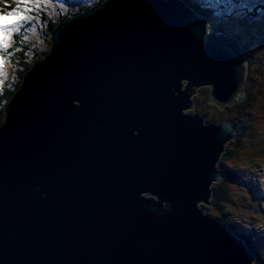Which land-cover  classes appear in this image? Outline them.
Returning <instances> with one entry per match:
<instances>
[{
    "label": "water",
    "instance_id": "obj_1",
    "mask_svg": "<svg viewBox=\"0 0 264 264\" xmlns=\"http://www.w3.org/2000/svg\"><path fill=\"white\" fill-rule=\"evenodd\" d=\"M191 12L105 0L58 21L3 111L0 264H252L195 207L232 129L186 113L198 87L230 105L247 62Z\"/></svg>",
    "mask_w": 264,
    "mask_h": 264
},
{
    "label": "rangeland",
    "instance_id": "obj_2",
    "mask_svg": "<svg viewBox=\"0 0 264 264\" xmlns=\"http://www.w3.org/2000/svg\"><path fill=\"white\" fill-rule=\"evenodd\" d=\"M100 1L50 0L47 7H44L40 11H34L31 14L32 19L26 23H22L20 32L13 34L11 43L6 50L9 54L4 66V71L7 75L6 77H0L3 80V83H0V98L4 95V86L6 88H9V86L10 88H17L15 82L20 79L18 71L23 66L21 67L16 61L11 60L12 51L14 53V48H16V42L17 51L21 47L24 54L28 52L35 55L41 53V57H33V59H42V55H46L51 47L49 38L50 33L55 28L52 27L54 21L56 22L59 16L62 17L76 13L81 8V5L88 4L87 7L89 8L97 5ZM177 1L181 2L180 0ZM192 2L198 3L197 7L203 9L204 14H197L189 6H187V9L192 11L193 16L207 24L210 29L209 33H213L217 37L235 38L239 46L245 48V50H242L246 56V74L249 76V80L245 83L243 82L242 91L238 92L233 102L222 109H218L210 103V87L195 88L193 90L194 93L190 97L192 106L186 113L188 115L196 113L195 115L201 118L204 125L211 124L212 122L217 124L227 123L232 129L233 139L229 138L222 145L223 148L220 156L222 157L227 151H235L236 157L234 158V162H230L231 167H238L235 164L245 165L248 169H255L254 174L257 177H261L263 174L258 175V173L264 171V43H261L259 38L262 37V31L264 30V0H192ZM206 3L211 4L212 10H209L205 6ZM12 6H14V3ZM213 12L216 14H213ZM51 28L53 29L51 30ZM248 37L251 39H248ZM42 45L44 49H42ZM0 55H4V53L0 52ZM33 59L31 57L29 60L33 61ZM29 71L30 68L23 76ZM244 100L249 101L247 109H245V115L242 114L240 118H236L234 107L237 103ZM205 113L220 119L214 122ZM3 116L4 114L2 115V120ZM230 118L235 120L239 125L238 127H240V140L238 135H236L235 129H233L234 127L231 125ZM256 151L259 153L257 154ZM240 170L242 171V175H244L246 170L243 168H240ZM218 182H214V184ZM228 189L231 197H226L219 207L213 204L212 199L209 200L208 204L197 202L195 207L206 217L211 216L213 218L225 215L230 222L238 227V231L240 225L245 228L246 225L251 224L252 220L264 223V215H261L257 211L258 207L264 205L263 189L255 188L248 177L245 176L241 177L239 183L230 184ZM143 196L157 201L155 196L148 193L143 194ZM261 208L264 210L263 207ZM251 215L255 216L252 218ZM262 226L260 225L261 228ZM261 228L256 231H244L243 234L250 235L256 248L264 251V233H262ZM252 263L256 264V262Z\"/></svg>",
    "mask_w": 264,
    "mask_h": 264
},
{
    "label": "trees",
    "instance_id": "obj_3",
    "mask_svg": "<svg viewBox=\"0 0 264 264\" xmlns=\"http://www.w3.org/2000/svg\"><path fill=\"white\" fill-rule=\"evenodd\" d=\"M103 1H105V0H101L99 3L103 2ZM180 1H182L184 4H186L187 6L192 8V10L196 11L197 14H204V10L201 9L200 7H197L198 3L192 2V0H180ZM87 6H88V4L84 5L83 8H79L78 12H76L74 14H78L79 11H82L83 9L88 8ZM68 12H70V11H68ZM70 15H72V14H70ZM65 16H68V15H64L62 17H65ZM62 17L59 16L57 21L56 22L54 21V23L52 24L53 28L58 24L59 19H61ZM53 28H51V30ZM262 32H263V34H262V37L259 38V41L261 43H264V30ZM248 39H251V38L248 37ZM15 44H16L15 45L16 48H14V53L12 51L11 60L16 61V63H18L19 66L21 65V67L23 66V68L19 69L20 71H18L19 72L18 76H19L20 79L17 82H15V85H17V88H14V87L10 88V86H9V88H6V86H4V88H5L4 89L5 90L4 91V95L2 96V98H0V125L3 122L2 115H3L4 108H5L6 104L10 101L9 100L10 97H12V95L15 93V91H17L18 88L20 87V83H21V79L23 77V74L29 68L32 67L33 61L35 60V59H33V57H41V53L37 54V55L30 54L29 52L24 54V51H23V49L20 46L19 47L21 48V50L19 48L18 51H17V42ZM42 49H44V46L42 47ZM242 49L245 50V48H242ZM29 50H31V49L29 48ZM36 53H38V52H36ZM243 54L245 56V53H243ZM44 55H42V56H44ZM31 57H32L33 61L29 60ZM245 58H246V56H245ZM248 80H249V76L247 75V77L245 78V82H247ZM248 104H249V101H245L244 100V101H242L240 103H237L235 105L234 108H235L236 118H240L242 114L245 115V112H246L245 109H247ZM205 115L209 116L211 118V120L214 121V122H216L217 119H220V118H216L215 116H210L207 113H205ZM230 119H231V122H232L231 125L234 127L233 129H235L236 135H238V138L240 140V138H241V135H240V132H239L240 127H238L239 125L236 123L235 120H233L232 118H230ZM208 120H210V119H208ZM236 139H237V137H236ZM256 153L258 154L259 152L256 151ZM256 153H255V155H256ZM235 154H236L235 151H227L219 159V161L217 163V168L216 169L219 170V172L221 173L222 179H221L220 182H218L216 184H212V186L210 187V194H211L210 200L212 199L213 200V204L215 206H217V207H219L225 201L226 197H231L230 193H229V189H228V186L230 184L239 183L240 180H241V177H244V176L245 177H249L248 176V171L251 172V173H255L254 172L255 169H252V168L248 169V167H246L245 165H244L245 166L244 167V166L235 164V166H238V167H235V168L231 167L230 162H234L235 161L234 160V158L236 157ZM253 164H255V163H253ZM252 166H255V165H252ZM256 166H258V165H256ZM240 168H243L244 170H246L244 175H242V171L240 170ZM259 174L260 175L263 174L262 178H264V171L259 172ZM253 186L255 188H257V186L255 184H253ZM243 198H245V197H243ZM262 215H264V214H262ZM254 216L255 215H252L251 217H254ZM212 219L215 220V221H219V222L223 223L226 226L227 230L233 236L238 238L240 241L244 242L245 250L253 255L254 262H256L257 264H264V251H261L260 248L259 249L256 248V246L253 243V239H252V237L250 235L248 236L246 234H243L245 229L241 225H240V228H239V231H238V227L234 223L230 222L225 217V215H222V216H219V217H213ZM259 225H264V223L259 222ZM246 229H256V227H247Z\"/></svg>",
    "mask_w": 264,
    "mask_h": 264
},
{
    "label": "snow or ice",
    "instance_id": "obj_4",
    "mask_svg": "<svg viewBox=\"0 0 264 264\" xmlns=\"http://www.w3.org/2000/svg\"><path fill=\"white\" fill-rule=\"evenodd\" d=\"M14 3V6L12 4ZM50 0H0V77H6L7 73L4 71L7 55L6 50L11 43L14 33L20 32L22 23H26L32 19L34 11H40L47 7ZM206 7L212 10L210 3H206ZM213 14H216L213 12ZM0 83L3 80L0 79Z\"/></svg>",
    "mask_w": 264,
    "mask_h": 264
},
{
    "label": "clouds",
    "instance_id": "obj_5",
    "mask_svg": "<svg viewBox=\"0 0 264 264\" xmlns=\"http://www.w3.org/2000/svg\"><path fill=\"white\" fill-rule=\"evenodd\" d=\"M220 157H221V156H219L218 161H219ZM217 163H218V162H217ZM216 165H217V164H216ZM212 184H214V183H212ZM211 186H212V185H211ZM211 186H210V187H211ZM209 190H210V188H209ZM210 198H211V194H210ZM210 198H209V200H210ZM209 200H208V202H209Z\"/></svg>",
    "mask_w": 264,
    "mask_h": 264
},
{
    "label": "bare ground",
    "instance_id": "obj_6",
    "mask_svg": "<svg viewBox=\"0 0 264 264\" xmlns=\"http://www.w3.org/2000/svg\"><path fill=\"white\" fill-rule=\"evenodd\" d=\"M244 55V54H243ZM243 58H245V56H243ZM244 83H245V81H244ZM21 84V83H20ZM219 109V108H218ZM196 114V113H195Z\"/></svg>",
    "mask_w": 264,
    "mask_h": 264
}]
</instances>
